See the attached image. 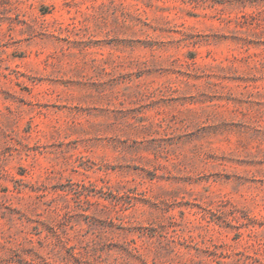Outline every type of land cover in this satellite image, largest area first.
Segmentation results:
<instances>
[{"label": "rangeland", "instance_id": "374dc122", "mask_svg": "<svg viewBox=\"0 0 264 264\" xmlns=\"http://www.w3.org/2000/svg\"><path fill=\"white\" fill-rule=\"evenodd\" d=\"M0 264H264V0H0Z\"/></svg>", "mask_w": 264, "mask_h": 264}]
</instances>
